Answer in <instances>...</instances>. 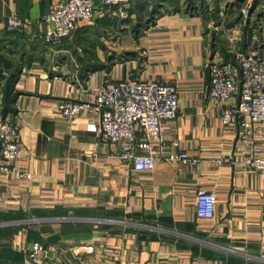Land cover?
<instances>
[{
	"label": "crops",
	"instance_id": "obj_1",
	"mask_svg": "<svg viewBox=\"0 0 264 264\" xmlns=\"http://www.w3.org/2000/svg\"><path fill=\"white\" fill-rule=\"evenodd\" d=\"M58 2L0 0L3 114L22 144L15 170H0V264H264V168L244 163L208 94L209 59L238 74L252 33L264 42V0H94L97 13L53 48L43 15ZM13 14L22 24L9 29ZM128 77L177 86L149 170L99 138V111L57 108ZM181 151L187 161L169 159ZM200 187L216 194L213 217L196 214Z\"/></svg>",
	"mask_w": 264,
	"mask_h": 264
},
{
	"label": "built area",
	"instance_id": "obj_2",
	"mask_svg": "<svg viewBox=\"0 0 264 264\" xmlns=\"http://www.w3.org/2000/svg\"><path fill=\"white\" fill-rule=\"evenodd\" d=\"M111 7L134 0H100ZM264 12V3H262ZM97 13L94 0H59L55 8L48 9L43 19L47 23L44 40L53 48L68 38L81 19L92 18ZM249 14L248 7L243 9ZM125 17V16H124ZM9 29L18 28L22 22L13 14L9 17ZM239 37L234 36L236 41ZM251 43L236 59L239 73L228 63L209 59L210 85L208 94L220 105L223 125L235 132V148L245 154L247 166L264 168V157L259 141L264 140V42H257L252 33ZM233 41V40H232ZM234 44V43H233ZM235 45V44H234ZM94 96V98L92 97ZM60 114L70 118L82 110L95 109L100 113L96 130L102 141L118 144L117 156L134 170H149L155 165L152 143L160 138L165 121L173 120L179 112L175 82L152 77L147 79L106 78L97 89L87 90L81 99L69 96L57 106ZM4 103L0 91V170L14 171L11 161L21 154V139L17 125L3 114ZM139 127V128H137ZM169 159L187 161L185 151L171 154ZM23 175L22 172H18ZM216 194L203 187L195 193V211L198 217H213ZM42 245L34 243L30 256L36 261Z\"/></svg>",
	"mask_w": 264,
	"mask_h": 264
},
{
	"label": "trees",
	"instance_id": "obj_3",
	"mask_svg": "<svg viewBox=\"0 0 264 264\" xmlns=\"http://www.w3.org/2000/svg\"><path fill=\"white\" fill-rule=\"evenodd\" d=\"M3 103H4V107H5V101L3 100ZM5 110V109H4Z\"/></svg>",
	"mask_w": 264,
	"mask_h": 264
}]
</instances>
